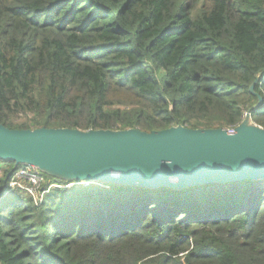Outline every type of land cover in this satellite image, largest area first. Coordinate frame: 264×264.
Instances as JSON below:
<instances>
[{
	"label": "trees",
	"instance_id": "obj_1",
	"mask_svg": "<svg viewBox=\"0 0 264 264\" xmlns=\"http://www.w3.org/2000/svg\"><path fill=\"white\" fill-rule=\"evenodd\" d=\"M259 98L264 128V0H0L8 129H234ZM0 163V264H264V180L177 193L45 176L36 206Z\"/></svg>",
	"mask_w": 264,
	"mask_h": 264
},
{
	"label": "water",
	"instance_id": "obj_2",
	"mask_svg": "<svg viewBox=\"0 0 264 264\" xmlns=\"http://www.w3.org/2000/svg\"><path fill=\"white\" fill-rule=\"evenodd\" d=\"M259 76L251 86L254 93ZM248 111L234 129L152 133L137 129L14 130L0 124V161L32 166L69 185L93 184L173 192L264 180V128Z\"/></svg>",
	"mask_w": 264,
	"mask_h": 264
},
{
	"label": "built area",
	"instance_id": "obj_3",
	"mask_svg": "<svg viewBox=\"0 0 264 264\" xmlns=\"http://www.w3.org/2000/svg\"><path fill=\"white\" fill-rule=\"evenodd\" d=\"M2 174L3 169H0V177ZM53 187L54 185L46 187L45 175L35 167L27 165L19 167L9 183L10 191L16 190L25 193L32 198L36 206L41 205L44 196L48 194Z\"/></svg>",
	"mask_w": 264,
	"mask_h": 264
},
{
	"label": "rangeland",
	"instance_id": "obj_4",
	"mask_svg": "<svg viewBox=\"0 0 264 264\" xmlns=\"http://www.w3.org/2000/svg\"><path fill=\"white\" fill-rule=\"evenodd\" d=\"M0 169H1V170L4 169V166H3L2 164H0Z\"/></svg>",
	"mask_w": 264,
	"mask_h": 264
}]
</instances>
